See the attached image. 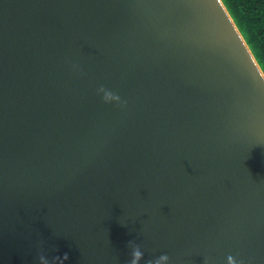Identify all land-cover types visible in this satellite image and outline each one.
I'll list each match as a JSON object with an SVG mask.
<instances>
[{
  "label": "water",
  "instance_id": "obj_1",
  "mask_svg": "<svg viewBox=\"0 0 264 264\" xmlns=\"http://www.w3.org/2000/svg\"><path fill=\"white\" fill-rule=\"evenodd\" d=\"M137 247L264 264V71L222 0H0V264Z\"/></svg>",
  "mask_w": 264,
  "mask_h": 264
},
{
  "label": "trees",
  "instance_id": "obj_2",
  "mask_svg": "<svg viewBox=\"0 0 264 264\" xmlns=\"http://www.w3.org/2000/svg\"><path fill=\"white\" fill-rule=\"evenodd\" d=\"M264 71V0H222Z\"/></svg>",
  "mask_w": 264,
  "mask_h": 264
},
{
  "label": "clouds",
  "instance_id": "obj_3",
  "mask_svg": "<svg viewBox=\"0 0 264 264\" xmlns=\"http://www.w3.org/2000/svg\"><path fill=\"white\" fill-rule=\"evenodd\" d=\"M100 92H102L103 95V99L105 100V102H112V101H116L118 103L121 102V97L115 93H113L112 91L101 87L99 89ZM126 103V102H124ZM143 253L140 251L139 247H137L134 252H133V259L131 261V264H139V261L141 258H143ZM40 259V264H50V261L46 258L45 255L41 254V256L39 257ZM56 259H60L59 257H57ZM69 259V254L68 253H64L63 255V260H68ZM228 264H244L243 261H237V259L233 256H228ZM63 260H61V264H63ZM169 260V256L164 254L159 256L156 259H150L146 261V264H166V262Z\"/></svg>",
  "mask_w": 264,
  "mask_h": 264
}]
</instances>
